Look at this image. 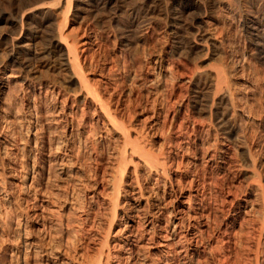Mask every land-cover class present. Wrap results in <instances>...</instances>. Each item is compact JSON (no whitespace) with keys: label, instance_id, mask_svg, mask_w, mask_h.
Returning <instances> with one entry per match:
<instances>
[{"label":"rangeland","instance_id":"rangeland-1","mask_svg":"<svg viewBox=\"0 0 264 264\" xmlns=\"http://www.w3.org/2000/svg\"><path fill=\"white\" fill-rule=\"evenodd\" d=\"M204 18L223 40L217 53L169 59V28H141L126 51L108 37L106 53L93 54L103 71H85L106 95L119 84L129 140L168 162L163 172L125 144L85 88L65 86L66 71L40 58L29 75L14 64L12 27L0 22V264H88L102 248L110 264H224L236 246L239 264H256L257 249L264 264L263 41L246 37L239 15L233 26ZM224 65L233 106L219 100ZM198 72L207 82L197 86L189 77Z\"/></svg>","mask_w":264,"mask_h":264},{"label":"bare ground","instance_id":"bare-ground-1","mask_svg":"<svg viewBox=\"0 0 264 264\" xmlns=\"http://www.w3.org/2000/svg\"><path fill=\"white\" fill-rule=\"evenodd\" d=\"M2 1H6L10 4V8L0 7V22L3 21L4 23H8L12 27V31L10 32L12 48L11 50L9 49L6 54L8 58L14 62V64L16 63L17 66L22 68L25 74L28 75L34 73L33 64L35 63L33 62L36 58L44 60L46 63L43 65H47L46 67L53 72H58L60 70L66 71L67 77L63 80L66 84L65 86H70L77 82L80 88H85L92 99L98 103L97 105L103 114V117L108 121L113 122L115 127L122 130L125 144L130 143L132 150L136 148L144 150L143 154L147 155L148 158L144 155L145 159H143V162H147L150 168L156 167L155 165L159 164L162 172L165 171L164 167L168 162H159L157 161L158 158L151 156L152 150L149 148V145V147H146L144 143H142V146H137L135 142L129 140L126 131L128 124L125 126V120H123L124 117L122 116L123 107H121V102L123 99L120 96L121 93L118 95L115 93V91L120 88L118 86L119 84L112 86L111 90L109 89L106 95V93L100 88H98L99 90H96L97 88L92 87V84L88 82L85 71L88 68L96 70L101 66V64L94 62V51L98 50L102 51V53H106L104 47L107 45L106 42L108 37H112L115 41L119 40L121 43V50L125 49L126 51L128 46H131L132 44L138 46V44H140L141 38L138 36V32L141 28L150 32L157 27L166 26L169 28L170 45L168 46L169 49L166 53V56L169 57V59L175 54L190 59L192 58V53L198 48L201 50L206 49L207 51L211 48L212 51H216L217 53L218 49H222L223 40L217 39L214 36V33L208 32L206 29L208 20L206 21L204 17L211 19L214 23L223 22L225 25L233 26L236 24L239 15L240 18L243 19L241 26L243 25L244 31L249 35L246 37H251L252 35H255V37L259 36V38L262 39L261 41H263L259 49L264 52V0ZM58 9L59 15L56 13V10ZM187 16H192L191 19L194 21L191 25L188 23L189 26H187L186 23ZM74 24L77 25L76 28L73 27ZM46 28L48 29V32H45L46 30L44 31ZM77 28L80 30L79 32L77 31ZM35 43H39L38 48H35ZM92 44L96 46V48L90 51L89 46ZM170 62H172V60ZM170 64L171 63H169V65ZM226 65L217 69V72H215V80L220 87L221 83H225L224 92L221 93L219 100L223 102L225 101L229 106H233V103H235V97L232 96L229 89V86L232 83L229 84V73L225 71V67H227ZM101 71L103 70H100V72ZM190 75V82L197 86L207 82L205 81L207 76L202 74V72ZM98 84L99 86L101 85L102 89L107 90L108 84H106L105 81ZM94 85L95 84H93V86ZM117 87L119 88L117 89ZM117 93L119 92L117 91ZM86 97L87 96H83V102L87 101ZM137 97L138 95L136 94V98ZM237 99L239 98L237 97ZM124 150H126L125 147L123 148V151H120V162H123L125 158L122 154ZM122 167L123 165L121 168H118L119 174L124 171H122ZM118 179L117 181L120 180ZM119 189L120 185L117 183L114 188L115 192L112 201L113 215L111 220L114 218L116 212V199H118L117 196ZM105 234H108V230ZM106 236L107 235L103 237L104 243L106 242ZM130 239V237L127 239V245L131 243ZM63 240L65 239L63 238ZM66 243L62 242L61 245H59L62 246L63 244V247L68 246ZM103 245L104 244L102 243L100 246ZM236 247V249L233 248L234 251L232 253L222 257L221 260L225 262L224 264H239V253L243 250L240 251V247ZM257 247L258 246H256V249ZM128 249H130V247H128ZM108 252L107 250L104 251L103 248L100 249L98 254L96 253V259L94 258L95 260L93 259L94 261H90L88 264H110L108 261ZM256 252L253 261L256 264H259L260 258H258V254L261 251L257 249ZM120 262L121 261H117L116 264H120ZM131 262L132 259H130L128 264H131ZM60 263H64L61 258Z\"/></svg>","mask_w":264,"mask_h":264}]
</instances>
